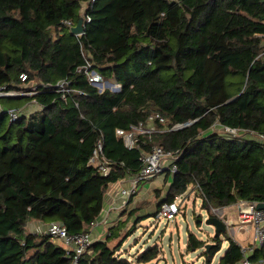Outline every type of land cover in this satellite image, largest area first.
<instances>
[{
  "label": "trees",
  "instance_id": "trees-1",
  "mask_svg": "<svg viewBox=\"0 0 264 264\" xmlns=\"http://www.w3.org/2000/svg\"><path fill=\"white\" fill-rule=\"evenodd\" d=\"M81 14L89 18L81 34L61 24H75ZM87 61L120 89L88 82L78 70ZM61 79L70 82L69 91L54 87ZM29 83L38 86L30 96H0V264H71L62 244L27 224L56 221L69 233L88 230L110 184L136 174L141 152L154 145L177 157L176 171L161 174L171 182L164 195L155 190L160 199L149 215L189 184L207 211L238 200L264 202V143L255 137L264 133V0H0V85ZM9 107L25 112L9 121ZM154 114L163 121L148 120ZM139 122L154 130L127 148L116 129ZM216 125L243 132L229 136ZM99 135L107 175L98 162L89 163ZM140 209L124 210L126 217L76 264L156 259V244L134 261L116 253L140 222ZM132 217V227L111 246ZM227 239L217 264L241 260L240 245ZM205 243L187 233V250ZM220 249V238H213L205 263ZM259 249L251 259L264 258Z\"/></svg>",
  "mask_w": 264,
  "mask_h": 264
},
{
  "label": "built area",
  "instance_id": "built-area-1",
  "mask_svg": "<svg viewBox=\"0 0 264 264\" xmlns=\"http://www.w3.org/2000/svg\"><path fill=\"white\" fill-rule=\"evenodd\" d=\"M84 19V17H83ZM89 21V18H86ZM83 20L84 24L86 22ZM61 24L66 26L69 31L70 27L74 23L70 19H64ZM83 24V25H84ZM81 34V33H79ZM75 34V35H79ZM78 70H83L86 79L91 84L97 86L99 89L105 87L112 91H117L120 89V84L117 82H108L103 79V77L92 68V64L87 61L85 64L80 66ZM21 80L25 79V75L20 76ZM70 82L66 79H61L54 84V87L61 92L69 91L68 84ZM109 84V86H107ZM100 86V87H99ZM37 85L27 84L25 88L22 89H9L6 85H0V96L8 97H23L32 95L36 89ZM1 109V106H0ZM21 108L9 107L6 109L9 121H14L20 117L25 111ZM158 118L163 121V118L158 114L150 115L148 120ZM182 125H178L180 127ZM216 128L222 130L225 134L229 136H235L241 134L237 128L228 126L216 125ZM154 130L153 126L146 127L141 122L138 124L130 125L128 130L116 129V134L120 136L127 148H133L138 146V136L141 134L150 133ZM259 142L264 143V133H259L255 135ZM176 153L171 150H165L159 145L152 146L147 151H142L139 158L141 161V167L136 174H133L130 179V187L120 189L119 194L122 198L121 206L125 205L129 197L136 192L137 185L141 181L149 180L158 175L164 174L166 170L170 172L176 171V164L174 160L176 159ZM98 162V170L103 174L107 175L111 169L110 162L103 157V138L99 135L95 142V148L93 149L92 155L89 158V163ZM183 195H179L174 198L171 202H163L155 217H164L167 221L174 218L175 214L179 212L180 206L182 205ZM258 202L238 200L236 202V212L237 221L232 222L230 218L227 217V213L223 207H210L209 211L211 214L219 217L225 224L226 233L231 239H235L237 232H245L250 230L252 232V241L248 244H239L241 251V260L239 264H264V258L251 259L250 253L255 250V248H264V209H256ZM108 209H102L99 216L90 224V227L86 231H79L75 233H69L66 227L59 222L52 221L46 225L45 228H37L36 231H46L50 238L54 242H61L65 249V254L72 258L71 264H76L79 257L86 251L89 250V246L92 242L90 228L93 227L99 219H105ZM235 241V240H234Z\"/></svg>",
  "mask_w": 264,
  "mask_h": 264
},
{
  "label": "rangeland",
  "instance_id": "rangeland-1",
  "mask_svg": "<svg viewBox=\"0 0 264 264\" xmlns=\"http://www.w3.org/2000/svg\"><path fill=\"white\" fill-rule=\"evenodd\" d=\"M107 86H109V84H107ZM170 182L171 177H169L168 180L169 184ZM161 183L162 182L156 180L153 184L158 186L161 185ZM150 184L151 183L149 181L140 182L139 185L141 187V192H146H144L143 195H139V197L134 198V202L135 205L138 203V205L142 206L144 211L147 210L154 212L160 197L157 198L154 196V192L152 193V191H147L150 188ZM201 202L202 198L200 195H197L195 201L194 199L189 198L186 202H184L182 199V205L180 206L179 212H177L174 218L170 221H167L164 217L158 218L139 212L138 214H141L138 215L140 216V223L133 227L132 230H134V232L130 236L129 241L126 243L129 253L134 255L139 249H145L156 244L159 250L158 257L154 261L141 262L140 264H155L157 261L159 262L158 264H206L203 256V248L199 247L195 250H187L186 247L188 232H192L199 239L204 240L207 243H211L210 240L214 234V227L210 224H206L205 219L208 216L213 215V213L211 214L210 212H207L206 209L202 208ZM132 208L134 207H131L130 209ZM232 213L236 214L237 220L235 206L232 208ZM198 216L201 217L200 221H197ZM132 225L133 222L130 223L129 226L126 225L127 231L132 227ZM34 226L35 228L43 226L41 229L46 227L44 223L40 222V224H37V222L31 221L27 224L26 229L32 230L34 229ZM225 232L221 234L223 246L216 253V260L221 257L228 244ZM59 243L61 244V242Z\"/></svg>",
  "mask_w": 264,
  "mask_h": 264
},
{
  "label": "crops",
  "instance_id": "crops-1",
  "mask_svg": "<svg viewBox=\"0 0 264 264\" xmlns=\"http://www.w3.org/2000/svg\"><path fill=\"white\" fill-rule=\"evenodd\" d=\"M31 108H36V106L31 105ZM149 125L151 126V124H149ZM131 177H132V175L131 176H126L125 178L120 179L117 182L110 184V186H109V188H108V190H107V192L105 194V197H104V204L105 205L103 207V209H108L109 208V210L106 213V217H105L104 220L103 219H99L98 222L93 227L90 228L92 242L93 241H97V240H105L106 236L109 233L110 228L112 226H114L119 219H124L126 217L125 214H122L123 211L125 210L126 212H128L129 210H131L130 209L131 207H135L136 205H138V203L135 205L134 198H137V197H139V195H143V193L146 192V191L141 192V187H140V185H139L140 183H139L137 185L136 192L134 193L133 199L131 200V202L130 203L127 202V204L121 206L122 198H121V196L119 194V191H120V189L130 187V179H131ZM156 180H158L159 182H162L161 185L155 186L153 183H155ZM168 180H169V178L165 179V175H158V176H156L154 178H151L149 180H145V181H149L151 183L150 184V188L147 191H152V193L154 192V194H155V190L159 189L160 190V192H159L160 195H164V193L166 192L167 188L170 185L168 183ZM192 193H193V195H192ZM182 195H183L182 198H183L184 202H186L187 199H189V198H192L195 201L197 195H200V192H199L198 189L195 188L194 185L189 184L187 186L186 190L182 193ZM138 200H139V198H138ZM235 205H236V203L223 207L225 209V212L227 213V217L230 218L232 220V222H236L237 221L236 220V214L232 213V208ZM139 212H142L143 214H151V211H147V210L144 211L142 206H141V209L139 210ZM138 215H141V214H137L136 217ZM134 218L135 217H132L131 220H129L127 222L128 226H129L130 223L133 222ZM34 222H36V221H34ZM34 224H36V223H34ZM37 224H40V222H37ZM41 227H43V226H41ZM41 227L38 226L37 228H41ZM126 227L122 229L121 235H120V237L117 240L115 239V240H111L110 241V245L111 246L120 243V241L122 240V238L126 234V231H127ZM37 228H35V226H34V229H32V230L35 231ZM226 235H227V233H226ZM129 238H130V236L127 237V239H125V241H123L121 246H119L116 249V253L119 254L122 257H126L129 260L134 261V259L137 256V254L140 253L141 251L145 250L146 248L145 249H139L134 255L130 254L129 253V249L126 246V243L129 241ZM219 238L221 240V247H222L223 246V240L221 238V235L219 236ZM234 240L238 244H248V243H250L252 241V232L250 230H246L243 233L237 232L236 235H235V239ZM210 242H213V237H211ZM227 246H228V244H227ZM227 246L225 247V249L227 248ZM255 249H257L258 252L261 251L259 248H255ZM253 252H254V250L250 253V255ZM215 257H216V254L213 257V259H212L210 264H213V263L217 264L219 258H217V260H216ZM154 260L155 259H153L151 261H154ZM151 261H149V262H151ZM158 263L159 262L157 261L155 264H158ZM134 264H140V263H134ZM237 264H239V263H237Z\"/></svg>",
  "mask_w": 264,
  "mask_h": 264
},
{
  "label": "water",
  "instance_id": "water-1",
  "mask_svg": "<svg viewBox=\"0 0 264 264\" xmlns=\"http://www.w3.org/2000/svg\"><path fill=\"white\" fill-rule=\"evenodd\" d=\"M84 22H83V15L81 14L76 23L70 27V32L72 34H79V33H82L83 30H84ZM256 209H264V202H258L257 205H256ZM205 223L206 224H210L214 227V234H213V238L215 237H219L222 233H224L226 231V227H225V224L224 222L218 218L217 216H214V215H211V216H208L206 219H205ZM213 242L211 243H205L203 246H201V248H203L204 251H207L210 247V245H212Z\"/></svg>",
  "mask_w": 264,
  "mask_h": 264
}]
</instances>
